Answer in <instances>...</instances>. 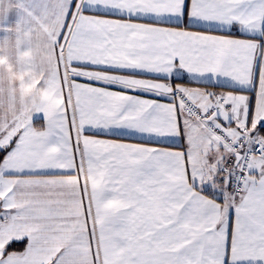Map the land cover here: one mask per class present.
Wrapping results in <instances>:
<instances>
[{"label": "snow or ice", "instance_id": "obj_1", "mask_svg": "<svg viewBox=\"0 0 264 264\" xmlns=\"http://www.w3.org/2000/svg\"><path fill=\"white\" fill-rule=\"evenodd\" d=\"M0 264H264V0H0Z\"/></svg>", "mask_w": 264, "mask_h": 264}, {"label": "crops", "instance_id": "obj_2", "mask_svg": "<svg viewBox=\"0 0 264 264\" xmlns=\"http://www.w3.org/2000/svg\"><path fill=\"white\" fill-rule=\"evenodd\" d=\"M40 123H41V121L38 120V121H37V124L39 125Z\"/></svg>", "mask_w": 264, "mask_h": 264}]
</instances>
